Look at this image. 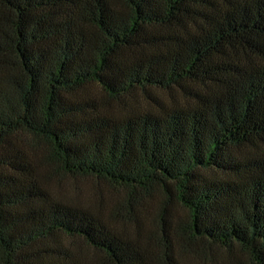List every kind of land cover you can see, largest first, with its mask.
I'll use <instances>...</instances> for the list:
<instances>
[{
	"label": "trees",
	"instance_id": "obj_1",
	"mask_svg": "<svg viewBox=\"0 0 264 264\" xmlns=\"http://www.w3.org/2000/svg\"><path fill=\"white\" fill-rule=\"evenodd\" d=\"M0 264H264V0H0Z\"/></svg>",
	"mask_w": 264,
	"mask_h": 264
},
{
	"label": "rangeland",
	"instance_id": "obj_2",
	"mask_svg": "<svg viewBox=\"0 0 264 264\" xmlns=\"http://www.w3.org/2000/svg\"><path fill=\"white\" fill-rule=\"evenodd\" d=\"M56 182L53 184L56 190L64 191L69 195L79 196L80 193L88 194L89 192L95 191L98 189V184L90 179H83V178H71V177H64L61 179L55 180ZM106 192L110 194L111 189L107 188L106 186H102ZM104 191V190H103ZM105 192V191H104Z\"/></svg>",
	"mask_w": 264,
	"mask_h": 264
}]
</instances>
